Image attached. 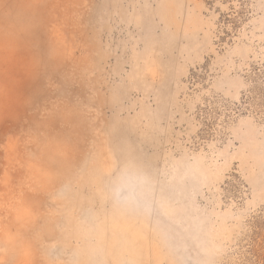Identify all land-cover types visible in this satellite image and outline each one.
<instances>
[{
	"label": "rangeland",
	"instance_id": "1",
	"mask_svg": "<svg viewBox=\"0 0 264 264\" xmlns=\"http://www.w3.org/2000/svg\"><path fill=\"white\" fill-rule=\"evenodd\" d=\"M0 264H264V0H0Z\"/></svg>",
	"mask_w": 264,
	"mask_h": 264
}]
</instances>
